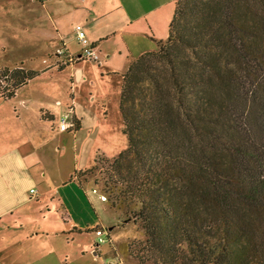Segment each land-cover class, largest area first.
Segmentation results:
<instances>
[{
    "label": "trees",
    "instance_id": "obj_1",
    "mask_svg": "<svg viewBox=\"0 0 264 264\" xmlns=\"http://www.w3.org/2000/svg\"><path fill=\"white\" fill-rule=\"evenodd\" d=\"M156 49L124 74L122 194L163 264H264V0H179ZM35 76L0 67L2 97Z\"/></svg>",
    "mask_w": 264,
    "mask_h": 264
},
{
    "label": "crops",
    "instance_id": "obj_2",
    "mask_svg": "<svg viewBox=\"0 0 264 264\" xmlns=\"http://www.w3.org/2000/svg\"><path fill=\"white\" fill-rule=\"evenodd\" d=\"M178 1L41 0L43 25L35 28V4L24 0L26 16H32L27 35L42 29L43 49L66 46L74 58H60L63 68L22 61L15 67L37 76L12 99L0 92V264H106L116 258L111 256V233L108 249L98 245L94 229L103 224L84 225L63 191L78 180L74 174L96 161L100 135L111 130L112 123L124 125V74L133 61L169 37ZM19 2L23 0L12 1ZM77 24L86 28L102 63L81 56ZM30 43L27 47L34 49L33 40ZM48 74L53 80L24 94ZM72 102L75 126L61 131V117ZM66 156L72 160L68 169Z\"/></svg>",
    "mask_w": 264,
    "mask_h": 264
},
{
    "label": "rangeland",
    "instance_id": "obj_3",
    "mask_svg": "<svg viewBox=\"0 0 264 264\" xmlns=\"http://www.w3.org/2000/svg\"><path fill=\"white\" fill-rule=\"evenodd\" d=\"M12 1L14 0H0V67L15 68L23 61L33 66L44 62L51 68H63L60 63L62 61L56 57L59 47L54 49L50 46L43 49L42 29L36 30L34 36L27 35V24L32 16L35 19V28L40 26L42 28V12L38 10L41 0H33L35 12L32 16H26L28 6L24 0L18 4ZM30 40H33L34 49L27 47V44H31ZM46 79L53 80L48 74L34 82L32 87L25 89L24 94L34 87L42 86ZM114 103L112 100L111 108H114ZM110 129L103 132L97 141L99 151L95 157L96 161L85 170L74 174L78 175V180L70 182L63 193L72 199L84 225L86 222L92 224L98 221L99 224H103L102 227L108 229L113 239L112 257L121 258L124 264H163L169 259L162 256L148 241L145 222L137 215L140 204L122 194L127 183L140 170V165L136 161L132 165L126 164L124 168L115 163L117 156L129 146L124 133L125 126L112 123ZM95 150L96 147L92 150V158ZM70 166L72 160L66 156L64 167L68 169ZM94 188L105 193L108 201H102L99 194L93 192ZM69 217L70 214L66 216ZM101 245L108 249L110 243L106 241ZM96 263L103 264L100 260Z\"/></svg>",
    "mask_w": 264,
    "mask_h": 264
},
{
    "label": "built area",
    "instance_id": "obj_4",
    "mask_svg": "<svg viewBox=\"0 0 264 264\" xmlns=\"http://www.w3.org/2000/svg\"><path fill=\"white\" fill-rule=\"evenodd\" d=\"M75 32L77 39L82 47L81 56L87 60L94 61L96 63H102V57L100 50L96 45L90 40L86 28L82 24H77L75 26ZM63 56H67L68 60H73L74 56L71 55L66 48V46H61L56 51V57L60 60ZM74 103L72 102L67 111L62 115L60 120V130L67 131L71 127L75 126V119L73 118ZM36 190L32 189V193H35ZM95 194H99L102 201H108V196L105 193L100 192L97 188L93 189ZM95 232L99 238L98 245L105 243L111 239L110 233L107 228L102 227L101 225L95 227ZM97 253V252H96ZM99 254V252H98ZM106 264H124L121 258H114L108 260Z\"/></svg>",
    "mask_w": 264,
    "mask_h": 264
}]
</instances>
